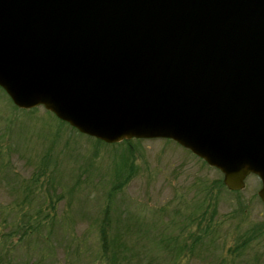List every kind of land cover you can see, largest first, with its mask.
Instances as JSON below:
<instances>
[{"label": "water", "instance_id": "1", "mask_svg": "<svg viewBox=\"0 0 264 264\" xmlns=\"http://www.w3.org/2000/svg\"><path fill=\"white\" fill-rule=\"evenodd\" d=\"M0 86L107 143L170 138L264 202V0H0Z\"/></svg>", "mask_w": 264, "mask_h": 264}, {"label": "rangeland", "instance_id": "2", "mask_svg": "<svg viewBox=\"0 0 264 264\" xmlns=\"http://www.w3.org/2000/svg\"><path fill=\"white\" fill-rule=\"evenodd\" d=\"M129 141L98 142L42 106L16 108L0 89V264H107V221L131 222L130 246L149 264H264V233L244 246L239 236L264 225L257 175L238 192L211 188L221 171L189 150ZM191 216H202L197 227H185Z\"/></svg>", "mask_w": 264, "mask_h": 264}, {"label": "trees", "instance_id": "3", "mask_svg": "<svg viewBox=\"0 0 264 264\" xmlns=\"http://www.w3.org/2000/svg\"><path fill=\"white\" fill-rule=\"evenodd\" d=\"M122 143L125 144L126 146L131 145V142L129 140H124L122 141ZM212 186L214 188L217 186H223V182L221 180L215 181V185H211V188ZM188 220L190 221L188 225L185 227L191 225H195V227H197V223H201L202 216H197V217L191 216L189 217ZM129 224H131V222L124 223V225L118 229L119 227L118 223L113 225L112 223H109L107 221L105 224L102 225L101 231L99 230V241L101 242L102 249L106 254L105 258L107 264H149L148 261H146L147 263L144 262V260L141 257H139L136 253L133 252V248H131L129 243V241L132 240V236H133V233H130L128 229ZM209 225L211 227V224ZM209 225L204 227L202 230L196 229L193 232L190 231L188 235L189 240L190 238H193L194 235L200 231L204 233L207 232V230L209 229ZM20 228L21 227H17L16 229L21 230ZM263 233H264V225H262L261 223H253L251 226L240 231L239 236L242 239L241 246H244L250 241H254L259 237V235ZM204 236H206V233L194 237L191 243L196 242L197 240L201 239V237ZM162 241L165 242L166 245H171L168 241H165L163 239ZM185 243L186 240L183 241L182 246L177 251L178 253H181L182 250L186 248ZM179 256L180 254L175 256V259H177ZM33 264H38V263L35 262Z\"/></svg>", "mask_w": 264, "mask_h": 264}]
</instances>
